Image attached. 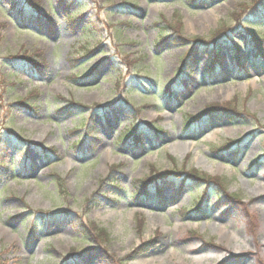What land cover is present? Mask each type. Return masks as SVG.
<instances>
[{
    "label": "rangeland",
    "instance_id": "rangeland-1",
    "mask_svg": "<svg viewBox=\"0 0 264 264\" xmlns=\"http://www.w3.org/2000/svg\"><path fill=\"white\" fill-rule=\"evenodd\" d=\"M36 1L48 22L22 24L25 0H0V264H264V69L250 35L264 37L262 0ZM67 13L83 15L80 27ZM221 27L219 46L199 50ZM232 47L247 60L241 77ZM34 49L40 72L11 62ZM214 51L224 75L204 77ZM23 98L32 108L15 105ZM212 103L242 115L185 128ZM133 125L139 145L119 144ZM182 169L211 179H177V191L159 178L161 198L135 195L138 181ZM69 216L102 239L77 234Z\"/></svg>",
    "mask_w": 264,
    "mask_h": 264
},
{
    "label": "trees",
    "instance_id": "trees-1",
    "mask_svg": "<svg viewBox=\"0 0 264 264\" xmlns=\"http://www.w3.org/2000/svg\"><path fill=\"white\" fill-rule=\"evenodd\" d=\"M200 2H205L206 4H209L210 2L207 0H198ZM25 4L22 5L21 7L17 8V20L24 24L25 23V17L31 18V19H35L38 22H41V20L44 22H48L47 19V15L43 14L42 12H40L39 10V4L36 0L33 1H29V0H25L24 2ZM68 5V4H67ZM67 5H64L65 7ZM262 8H264V0H262ZM244 7V6H243ZM243 11V10H242ZM244 12H246L244 10ZM241 16V15H240ZM83 15L81 14L80 16L77 15H71L69 13H67L65 15V19L68 23V25L70 27H80V20L82 19ZM239 14L236 16V18L238 19ZM259 19H262L261 21H263V26H264V15H262V17H260ZM41 25V24H40ZM178 25V26H177ZM168 28L173 29H178L180 27V23L179 21H177L176 23H168L167 24ZM81 30L83 31V33L87 34L89 31H91V28H86V27H81ZM229 29L224 30L223 27L217 29L215 32H213L211 40L209 41H199V42H195L199 43L197 44L198 49L202 50V52H205L207 48H209L210 46H212V44H215L216 46H219V41L221 40V38L218 36L216 37V34L220 35V33L225 32ZM230 30H232L230 28ZM39 31H43V33L45 35H51L53 33V29L50 26H46L45 28H40ZM251 37H252V47H253V58H252V62L254 64V66L259 67L260 69H264V46L261 44V42H264V37L259 36L257 33L253 34L250 33ZM216 38V39H215ZM218 38V39H217ZM166 39V37H165ZM197 40V39H196ZM253 42V43H252ZM221 43V42H220ZM85 49V48H84ZM83 49V51H84ZM193 49L194 47H191L188 52L184 55V57L181 60L180 66L176 71L175 77L176 78H180L183 77L184 74H188L189 70H190V57L193 53ZM91 50L93 49H85V53H89L91 52ZM217 52H218V47H217ZM217 52L214 51L213 55H211L208 58V61L206 62L205 65V69H204V77H210L213 78L214 76H216L218 73L215 72V70H222L219 73H222V75H224V68L221 64L220 61V57L219 55H217ZM229 53L231 54V57H233L234 59V66L238 69H243V71H241L240 74H238L239 77H241L240 75H243L245 71V66L247 63V60L245 59L242 51H240L239 49H237L236 47H232L229 51ZM83 57V56H80ZM11 61L13 64L15 63L16 65H21V66H26V67H30L32 70H36L38 72L41 71V69H43L44 64H45V59H44V55L43 52L39 49H34L32 52L27 53V52H21L20 54L16 55L15 57H12ZM189 66V67H188ZM243 73V74H242ZM221 75V76H222ZM74 78H77L76 75L74 76ZM168 92L170 90V87L167 88ZM170 97L171 98H176L177 97V91H170ZM28 98H23L21 100H17L15 102V105L19 108H32L28 103ZM75 105H79L78 103H75ZM81 106V105H79ZM83 107V106H82ZM231 109L234 111H231ZM63 110V107H59V111ZM211 115L216 116L217 118H230V119H235L238 118L239 116L241 117L242 112L236 110L235 108H232V105L230 103H226V104H216V103H212L207 105L201 112H199L196 115H192L189 116L187 119H185V128H190L193 126H197L199 127V125H202L203 119L204 118H208ZM202 121V122H201ZM75 126L72 128L74 129ZM156 133H160L162 132L161 130L157 129L156 127H151ZM150 128V129H151ZM153 133V132H152ZM195 134V133H193ZM140 138H141V134H140V129L138 127V125H133L131 128H128L127 130H123V132L120 133L119 137L117 138L118 143L127 146L128 144H130L131 141H134V143H132V148L137 147V145H139L140 143ZM5 146H7L5 144ZM5 153H6V148H0V179L1 177H5L7 175V168L5 167ZM172 170L166 171V172H162V173H157L156 177H152L153 175L151 174L150 177H148V179L146 181L143 182L142 181H138V182H142L141 186H139V188L136 190V196L142 197V196H147L149 193H153L154 194V199H159L161 198V189L162 184H159L158 182H156L157 179L161 178V182L163 184H174L177 188V191H179V186H178V181H176L177 179H179L180 181L185 179L188 181H209L211 178L210 177H203L201 176L196 170L194 169H188L187 172L184 171V169L180 170L182 171L179 173H175V172H171ZM181 177V178H178ZM57 186L61 189L62 191V183L60 181H56ZM140 185V184H139ZM178 186V187H177ZM197 204V202H196ZM68 221L71 223V225L74 227L75 232L79 235H82L83 237H87L88 234L92 233V232H96V237H99V239H102V234H104L103 230H98L96 226H94L93 224H87L83 221V220H77L75 217L73 216H69L67 217ZM89 225V226H88ZM76 255H79L80 257L85 255L80 253H76ZM77 264V263H76Z\"/></svg>",
    "mask_w": 264,
    "mask_h": 264
},
{
    "label": "bare ground",
    "instance_id": "bare-ground-1",
    "mask_svg": "<svg viewBox=\"0 0 264 264\" xmlns=\"http://www.w3.org/2000/svg\"><path fill=\"white\" fill-rule=\"evenodd\" d=\"M261 188H263L262 186H260ZM222 230H223V228H222ZM221 229H219V231L221 232L222 231ZM215 257H219L218 255H216Z\"/></svg>",
    "mask_w": 264,
    "mask_h": 264
}]
</instances>
